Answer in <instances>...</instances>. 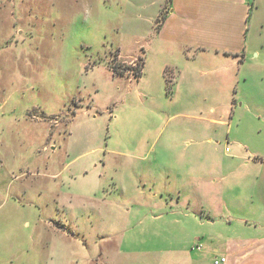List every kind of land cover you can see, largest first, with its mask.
Wrapping results in <instances>:
<instances>
[{
  "label": "rangeland",
  "instance_id": "rangeland-1",
  "mask_svg": "<svg viewBox=\"0 0 264 264\" xmlns=\"http://www.w3.org/2000/svg\"><path fill=\"white\" fill-rule=\"evenodd\" d=\"M159 1L0 0V264H214L264 230V77L161 73Z\"/></svg>",
  "mask_w": 264,
  "mask_h": 264
},
{
  "label": "crops",
  "instance_id": "crops-1",
  "mask_svg": "<svg viewBox=\"0 0 264 264\" xmlns=\"http://www.w3.org/2000/svg\"><path fill=\"white\" fill-rule=\"evenodd\" d=\"M157 12L163 18L157 26L155 40L172 50L170 61L159 64L161 73L165 74V70L176 71L180 76L200 59L209 63L213 72L227 74L235 66L237 74H240L244 71L249 56L253 55L255 66L264 77V0H160ZM142 72L143 70L140 74ZM259 90L264 91L263 84L259 85ZM235 103L234 100L232 104ZM208 122L226 125L230 132L239 127L235 124L229 127L224 119L211 118ZM261 123H264V119H261ZM254 132L263 133V129L259 127ZM263 152L255 149L256 154L252 156L254 162L250 166V163L243 164L247 172L256 173L252 199H257L259 205L251 207V210L264 219ZM231 158L245 160L240 154ZM229 176L230 173L224 172L212 184L222 182L224 185ZM247 178L253 179L249 175ZM235 184L238 185V182ZM238 207L233 209L237 215H243L248 210L247 206ZM231 209L223 206L218 213L225 212L231 221V218H238L237 215H231ZM213 252L214 258L219 256L218 253L225 257L223 264H264V230L259 231L256 237L235 243L225 242L222 249L213 248ZM253 256H256V261L247 262Z\"/></svg>",
  "mask_w": 264,
  "mask_h": 264
},
{
  "label": "built area",
  "instance_id": "built-area-1",
  "mask_svg": "<svg viewBox=\"0 0 264 264\" xmlns=\"http://www.w3.org/2000/svg\"><path fill=\"white\" fill-rule=\"evenodd\" d=\"M226 151H228L227 147H226ZM194 248L199 250L200 249V245H196ZM224 261H225V257L224 256H218V257L214 258V264H223Z\"/></svg>",
  "mask_w": 264,
  "mask_h": 264
}]
</instances>
